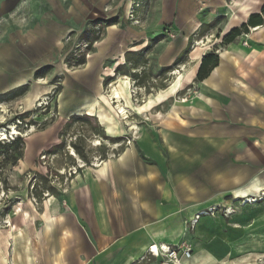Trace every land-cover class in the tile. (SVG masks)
<instances>
[{
	"label": "crops",
	"instance_id": "crops-1",
	"mask_svg": "<svg viewBox=\"0 0 264 264\" xmlns=\"http://www.w3.org/2000/svg\"><path fill=\"white\" fill-rule=\"evenodd\" d=\"M49 1L0 0V97L29 86L33 106L54 89L40 81L61 73L59 116L93 122L118 140L127 129L103 92L120 65L132 74L119 73L117 88L119 105L135 116V137L116 157L80 168L41 212L0 206V264H163L149 248L183 244L193 254L180 264H264V226H256L264 214L256 217L249 204L264 194V0H137L139 24L120 17L71 72L60 60L64 49L110 0H58L51 6L61 15L44 24ZM257 15L262 25L224 42ZM138 52L149 62L132 63ZM211 53L218 66L198 81ZM47 64L50 74L36 78ZM167 68L174 73H161ZM142 72L152 87L166 77L169 84L134 106L127 89ZM51 135L32 136L24 160L46 149ZM34 140L42 143L31 151ZM221 207L236 211L204 216Z\"/></svg>",
	"mask_w": 264,
	"mask_h": 264
},
{
	"label": "rangeland",
	"instance_id": "rangeland-1",
	"mask_svg": "<svg viewBox=\"0 0 264 264\" xmlns=\"http://www.w3.org/2000/svg\"><path fill=\"white\" fill-rule=\"evenodd\" d=\"M123 1L128 0H110L109 5L107 4L104 7V14L98 13L90 19L103 20V23L96 24L95 29H93L94 27L90 29L99 40L94 45L90 46V48H87L88 46L82 48L83 51L88 52L86 62L88 56L94 53V46L102 43V40L108 32V27L112 26L109 24L106 25L104 22L115 20V22L113 21V25H117V22L121 17L122 25H125L127 22L133 24V21L130 19V12L132 8L135 9L136 5H141L142 0L134 1L130 4L131 6L129 5L127 8L120 5ZM144 1L145 0H143V2ZM48 3L50 5L41 8L43 13L47 15L44 20L40 19L44 24H47L48 20L55 21L58 14H60L56 7L51 6V3L54 5H60L58 0H50ZM118 3L119 5H116ZM67 9L68 6H62V12ZM135 18L137 19L136 16ZM81 33L82 32H80V34ZM89 37L91 38L92 36L89 35ZM64 41L66 44L72 42L70 37L66 38ZM158 41L160 40L155 39L150 42V47L156 45ZM198 45L203 46V41H199ZM73 46L70 49H64L63 58H59L67 65V67L65 65V70L68 69L70 72L82 67V65L74 66V64L73 66H70V62L66 61L67 53L73 48ZM150 47L148 46L147 48ZM140 53L141 52L134 54L138 56L137 60H135L136 58L133 57L134 55L132 53H128L127 59L129 60L133 57L134 61H132V63H136L137 65L149 62L146 60V57H144V54L142 55ZM48 62L49 60L47 59L46 63ZM116 62L119 63V61ZM54 63L55 62L52 64ZM117 66L118 65H116V67ZM45 68L46 74H50L54 67L53 65L47 64V67ZM51 74L53 75V72ZM120 74L132 76L131 71L125 70L124 67H121ZM150 77V74L142 72V75L136 84H129V90L127 89V91L130 92L129 96L131 95L129 101L132 102L134 106L143 105L151 94L156 93L158 90L165 88V86L169 84L170 78L166 77L168 80L166 78L157 80L156 86L152 87ZM63 79L64 76L62 77V74L59 73L58 75H53L50 80H41V83H49L50 85H53L54 89L38 100L33 106L25 100L27 96L26 94L29 91V86L24 87L25 92L23 94L17 90L0 99V131L1 133L10 135H8L9 137L6 139H3V136H0V142L9 141L17 136H22L24 140L29 143V139L33 138L32 136H48L49 133L52 134V139L49 141L50 143L47 145L46 149L37 155L32 154L31 160H24L23 158L18 161L15 166H12L9 163L4 162L3 157H0V206L3 207V210L9 211L14 207L25 209L33 205L37 211L41 212L45 202L51 199L54 195L59 194L60 191L65 190L67 185L71 183L72 177L78 174L80 168H85L88 164H91V162L97 164L99 163L97 161L116 157L121 149H123L126 144H130L135 137V130L133 127L135 126L136 121L134 114L130 113L131 115L133 114L130 116L129 112L125 110L126 116L125 119H122L117 108L120 103H115L116 100L112 97L113 90L118 89V91H120L119 87L117 88V83L118 85L120 84V81H118L119 79L124 81L122 80L123 77L121 78L119 75L112 77L111 80L116 83L111 87L105 85L103 92L108 103L112 106V112L116 113L119 122L127 129V132L120 136L118 143L108 140L106 137H102L101 134H98L94 129L96 126L93 122L87 121L84 123L79 121L74 123V118L68 120L59 116L58 98L61 91L60 85ZM18 116H23L26 121L31 120L32 125L29 124L26 126L25 122H23L22 125H19L18 121L14 122L13 119L19 118ZM13 127L16 129L15 135H12L14 131ZM98 131L102 133L100 128ZM31 143L33 145L31 151H34V147L37 146L39 142L34 140ZM40 143H42V141ZM75 145L78 150L75 148ZM52 150L55 151L53 152ZM78 152L86 156V159L82 158V155L80 156V153L78 154ZM0 155L5 156L4 150L0 149ZM74 169H77L75 174ZM50 187L54 188V192L50 191ZM250 203L254 206L255 216L260 218L261 216H258V212L264 214V194L258 199H250L249 204ZM216 211L220 214L223 213V216L227 218L230 217L236 209L223 207L217 209L213 208L208 210L206 213L207 215L204 216H214ZM256 226H264V221L258 223Z\"/></svg>",
	"mask_w": 264,
	"mask_h": 264
},
{
	"label": "trees",
	"instance_id": "trees-1",
	"mask_svg": "<svg viewBox=\"0 0 264 264\" xmlns=\"http://www.w3.org/2000/svg\"><path fill=\"white\" fill-rule=\"evenodd\" d=\"M113 21L115 22V20H109V21L104 22V24L113 25L114 24ZM102 23H103V20H89L86 22L84 30L78 36V38L74 41L73 48L67 53L66 61L70 62L69 63L70 66L71 65L73 66V64H74V66H79V65H84L86 63V56L88 55V52L83 51L82 48L84 46H88L87 48H90V46L94 45L99 40V38L97 36H95V34L93 32H91L92 30H90V29H92L93 27H94L93 29H95L96 24H102ZM262 23H263V21H262V18L260 16H258V15L253 16L247 25H244L242 28L236 29L233 32H231L224 39V42L225 43H231L236 38L242 36L243 34H249L250 27L256 28V26L262 25ZM89 35H91L92 37L90 38ZM218 63H219V58L215 53H211V54L206 55L203 58L201 66L199 68V71L197 74V80L203 81L204 79H206L210 75L212 70L218 66ZM45 69L46 68H44L43 70L37 71L35 74V77L37 78V77H39V75H45L46 74ZM120 70H121V66L118 65L115 69V74L118 75L120 73ZM172 71H173L172 68H167L166 70L162 71L161 73L168 74ZM18 91H20L23 94L25 92V88L19 89ZM1 98L2 97H0V99ZM18 117L19 118H14L13 121L14 122L18 121L19 125H22L23 122H25L26 126H28L29 124L32 125L31 120L26 121V119L23 118V116L22 117L18 116ZM94 129H95V131L98 132V134H101L102 137H105L103 133H100V131H98V129H99L98 126L94 127ZM110 139L108 138V140H110ZM111 140L115 143H118V141H119V139L118 140L111 139ZM75 148L78 150L76 145H75ZM0 149L4 150V153H5V156L0 155V157H3L4 162L9 163L12 166L13 165L15 166L18 163V161L23 159L25 156L26 141L24 140V138L22 136H17V137H15L9 141L0 142ZM52 151L54 152L55 150H52ZM79 153L80 152H78V154ZM79 155L81 156L82 154L80 153ZM81 157L86 159V156H84V155H82ZM50 191L54 192V188L50 187Z\"/></svg>",
	"mask_w": 264,
	"mask_h": 264
},
{
	"label": "built area",
	"instance_id": "built-area-1",
	"mask_svg": "<svg viewBox=\"0 0 264 264\" xmlns=\"http://www.w3.org/2000/svg\"><path fill=\"white\" fill-rule=\"evenodd\" d=\"M139 5H136L135 9L132 8L130 12V19L133 21V24H139V21L135 18L136 16V8H138ZM244 46H247V42H244ZM174 73V71L170 72ZM119 115L121 116L122 119H125V116L118 110ZM98 160V159H96ZM103 160L97 161L99 164H101ZM94 164V163H92ZM98 164V163H97ZM96 163L94 164V166ZM77 172V169H74V174ZM200 216H197V219L194 222H197ZM156 248V249H155ZM149 255L160 258H164V263L163 264H180L182 259H190L192 258L193 250L190 246L183 244L180 246L176 247H169V246H156L152 245L149 248L148 251Z\"/></svg>",
	"mask_w": 264,
	"mask_h": 264
},
{
	"label": "bare ground",
	"instance_id": "bare-ground-1",
	"mask_svg": "<svg viewBox=\"0 0 264 264\" xmlns=\"http://www.w3.org/2000/svg\"><path fill=\"white\" fill-rule=\"evenodd\" d=\"M54 28V27H53ZM55 31V30H54ZM113 99L114 100H116L115 101V103L116 102H118V103H120V100H121V95H120V93L118 92V90H113ZM118 110L125 116L126 115V111L124 110V108L122 107V105H119L118 107ZM11 129V128H10ZM13 133H12V135H15L16 134V129H15V127H13ZM3 132V131H2ZM9 135V134H8ZM6 133H1V131H0V136H3V139H6L7 137H9ZM25 215L28 217V218H30V213L28 212V211H25ZM156 249V248H155Z\"/></svg>",
	"mask_w": 264,
	"mask_h": 264
}]
</instances>
